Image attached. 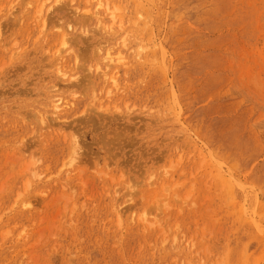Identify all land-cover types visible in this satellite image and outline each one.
Wrapping results in <instances>:
<instances>
[{"label":"rangeland","instance_id":"1","mask_svg":"<svg viewBox=\"0 0 264 264\" xmlns=\"http://www.w3.org/2000/svg\"><path fill=\"white\" fill-rule=\"evenodd\" d=\"M0 264H264V0H0Z\"/></svg>","mask_w":264,"mask_h":264},{"label":"bare ground","instance_id":"2","mask_svg":"<svg viewBox=\"0 0 264 264\" xmlns=\"http://www.w3.org/2000/svg\"><path fill=\"white\" fill-rule=\"evenodd\" d=\"M106 10L109 11L108 9H106ZM111 11H112V10H111ZM114 12H115V11H114ZM110 16H111V18L113 19L112 22H114L115 20H117V19H114V18H113V17H114V13H112ZM115 22H116V21H115ZM111 24H112V23H111ZM109 54H110V53L108 52V55H109ZM108 57H109V56H107V57L105 56L106 59H107ZM107 60H108V61H109V60H112V58H111V59L108 58ZM111 62H112V61H111ZM108 67H109V66H108ZM105 72H106V71H105ZM63 75H64V74H63ZM111 80H112V79H111ZM57 103H58V102H57ZM54 108H55V112L58 113V110L60 109L59 104H55V107H54Z\"/></svg>","mask_w":264,"mask_h":264}]
</instances>
